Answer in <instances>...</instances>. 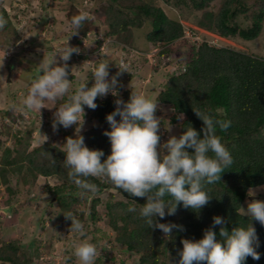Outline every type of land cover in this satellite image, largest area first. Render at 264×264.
<instances>
[{
	"label": "trees",
	"instance_id": "trees-1",
	"mask_svg": "<svg viewBox=\"0 0 264 264\" xmlns=\"http://www.w3.org/2000/svg\"><path fill=\"white\" fill-rule=\"evenodd\" d=\"M124 9H130L139 18L138 21L130 19L120 9L114 6L106 8L107 35L115 41L131 46L130 38L133 29L142 27L140 18L150 22V31L146 35L147 42H162L166 47L162 56L171 58L170 64H180L174 57L176 49L170 45L182 36V24L170 19L160 7L152 6L141 0H109ZM214 0H190L192 7L202 11L198 26L222 38L239 37L250 41L256 39L263 29L264 0H223L218 12L205 9ZM185 3V2H184ZM186 4V3H185ZM243 16L248 20L247 26L237 22V17ZM72 15H69V20ZM93 21L89 18L81 26L79 34L83 37L89 31ZM80 36V38H81ZM76 48L81 45L76 38ZM101 42H97L99 46ZM83 49V48H82ZM190 53L183 56L185 68L178 74L164 72L163 82L157 84L163 88L159 91L156 100L159 104L169 105L177 115H183L180 133L191 125L202 138L203 123L194 114L193 110L210 113L216 119L231 121L226 132L217 129L222 143L229 150L233 163L225 168L220 182L206 185L205 190L212 198L209 204L198 213L177 206L174 215H166L164 219L156 217L158 223L175 224L182 227L174 228L170 238L164 236L159 229L150 230L139 214L142 198L131 197L128 193L114 187L111 183L95 177L88 179L98 185L96 195L106 189H115L125 201L109 202L106 204L109 225L115 231L116 243L125 246L129 252L140 255L138 264H158V257L162 250L170 255L171 262L177 264L178 253L182 250V239L199 240L203 238V231L212 226V218L219 216L227 223L225 227L231 231L234 226H242L248 218L239 214V207H244L250 187L264 186V58L249 55L231 47H213L207 43L199 47L189 46ZM176 62H174V61ZM164 68L156 66L155 73ZM145 68L140 70L139 76ZM165 71V70H164ZM144 79V78H139ZM92 80V79H91ZM123 87L120 99L128 102L131 91L139 93L130 82L119 78ZM89 86V85H88ZM120 90V88H119ZM114 98L107 95L103 100L97 99L98 107L95 110L87 108L91 118L98 123L106 125L99 132L90 133L85 139V146L90 150H101L104 156L110 154V142L103 134L111 131L106 116L115 110ZM117 122L120 117L115 118ZM175 122V118L172 120ZM191 152V150H188ZM9 148L5 149L0 159L1 183L7 185L8 174H19L26 185L35 181L38 176H58L63 184L55 187L46 185L47 192L55 196L65 219L69 207L76 202L75 195L80 189L68 178V169L63 165L65 159L63 151L53 145L45 144L36 147L27 155L16 153ZM55 160L53 162L52 158ZM12 193L11 189H7ZM170 196L165 201H170ZM8 200V199H7ZM99 199L92 200L91 209L96 208ZM134 207L135 212L128 209ZM93 216V215H92ZM259 240V260L248 257L245 264H264V227L252 221ZM220 226L213 231L218 233ZM1 264H29L27 258L19 254L16 243L8 242L0 247Z\"/></svg>",
	"mask_w": 264,
	"mask_h": 264
},
{
	"label": "rangeland",
	"instance_id": "rangeland-1",
	"mask_svg": "<svg viewBox=\"0 0 264 264\" xmlns=\"http://www.w3.org/2000/svg\"><path fill=\"white\" fill-rule=\"evenodd\" d=\"M152 6L160 7L166 15L180 22L182 25L200 28L198 22L202 11L194 9L190 0H141ZM223 0H214L205 9L218 12ZM186 4H185V3ZM114 6L120 9L127 17L138 21V17L130 9H124L109 0H0V15L7 24L0 29V57L3 50L8 48V54L4 58V66L0 68V159L5 149L27 155L33 149L45 144L53 145L63 151L62 145L66 137L75 138L76 126L67 129L57 126L53 130L52 124L55 111L67 102V97L58 99L55 103L45 101L44 109L24 112L10 111L9 105H19L26 95L31 80L40 74L39 63L50 51L63 48L68 36L72 32L69 24V15L79 14L86 11L88 18L93 21L89 26L90 35L85 45L81 43V55L73 53L67 64L72 68L69 79H72V89L80 83L88 81L91 87V69L95 63H99L98 54L94 53V46L98 36L109 37L106 25V8ZM142 27L133 29L130 44L136 49L147 50L148 42L146 35L150 31V22L140 18ZM237 22L242 26L248 25L242 15L237 17ZM205 35V34H202ZM80 34L71 36L68 45L76 48V38L84 41ZM221 44L242 51L249 55L264 58V24L261 34L254 40L245 41L239 37L223 38ZM83 48V49H82ZM174 57L179 55L182 59L190 53L189 46L179 42L175 46ZM89 55L84 57L85 51ZM111 61L113 55L108 54ZM107 56V55H106ZM97 57V58H96ZM101 57V55L99 56ZM102 58V57H101ZM108 58V56H107ZM105 58V59H107ZM59 59V58H57ZM178 59V62L184 60ZM142 61V73L144 82L138 78L129 83L135 86L139 93L150 99H156L159 91L163 88L158 85L164 78V70L155 73L154 64ZM112 64V63H111ZM11 68L10 81H8V68ZM163 82V81H162ZM99 99V98H97ZM100 100V99H99ZM86 113L84 125L79 135L85 139L90 133L105 129L106 125L92 119L85 106ZM155 115L161 118L159 135L161 144L170 136L178 137L180 125L184 119L177 115L169 105L158 103ZM175 118V122L172 120ZM170 123L171 130L165 128ZM48 137L43 143L41 135ZM43 143V144H42ZM19 174H8L7 185L1 183L0 177V247L8 242H14L19 248V254L28 259L29 264H79L74 255L75 245L82 239H87L95 244L100 250V256L95 264H138L140 255L126 250L125 246L116 243L115 231L109 225L106 204L109 202L125 201L115 189H106L96 195L85 193L81 190L75 195L76 202L69 207V213L76 216L84 225L85 235L69 231L71 221L67 222L61 215V209L55 196L47 192L46 185L55 187L63 184L58 176H38L35 181L26 185ZM262 187V186H261ZM12 193H8L7 189ZM258 188V187H257ZM256 199L264 201V190L257 192ZM94 198L99 199L94 210L91 203ZM8 199V200H7ZM252 200L246 199L244 207ZM93 215V216H92ZM1 264V263H0ZM158 264H173L170 255L162 250L158 257Z\"/></svg>",
	"mask_w": 264,
	"mask_h": 264
},
{
	"label": "clouds",
	"instance_id": "clouds-1",
	"mask_svg": "<svg viewBox=\"0 0 264 264\" xmlns=\"http://www.w3.org/2000/svg\"><path fill=\"white\" fill-rule=\"evenodd\" d=\"M88 16L86 11H81L70 19L72 32L65 46L50 51L46 59L43 56L38 66L40 74L31 80L21 103L10 104L9 110L25 114L35 110L40 113L45 101L55 103L67 97V102L55 111L52 127L55 131L57 126L65 129L76 126L75 138L66 137L62 145L65 157L63 165L69 170L68 178L81 190V195L95 194L99 190L98 185L88 179L95 177L111 183L131 197L144 199L139 209L140 216L150 230L159 229L165 237L170 238L174 228L182 231V227L158 223L155 218L164 219L166 215H174L178 205L198 213L209 204L212 198L205 186L220 182L225 168L233 163L229 150L217 134V129L226 132L231 121L193 110L203 123L202 138L189 125L179 138L170 136L161 144L159 132L162 120L155 115L158 101L131 91L128 102L115 99V110L105 118L111 128V131L103 133L110 142V154L102 162L103 151L90 150L85 146L84 137L79 135L85 123L84 108L95 110L98 107L95 103L97 98L109 94L118 97V88L121 87L118 78L123 73H129L130 66L121 58L118 66H115L117 72L110 76L109 68L113 64L107 60L101 61L91 70V87L87 81L70 92L72 79H69V75L73 68L69 70L67 61L73 53L79 54L80 49L70 47L68 41L71 36L79 34ZM6 24L7 20L0 15V29ZM176 41L171 45L175 47L180 42ZM8 49H4L0 57V68L4 66ZM0 80H5V77L0 76ZM117 116L120 117L119 122L115 119ZM179 118H183L182 114ZM165 129L171 130L170 123ZM41 137L43 143L48 139L46 135ZM260 190H264V186L250 187L247 195L253 197L252 202L247 203L246 208L238 206L239 214L248 218L246 224L234 226L229 231L224 218L213 217L212 226L203 231L202 239L181 240L182 250L178 253L177 264H245L248 257L259 260V240L252 221L264 227V201L254 198ZM166 196L172 199L166 202ZM128 210L136 211L134 207ZM64 217L71 221L69 231L82 237L85 235L84 225L76 216L68 213ZM215 226H220L218 233L213 231ZM74 255L79 264H95L100 250L89 240L82 239L75 245Z\"/></svg>",
	"mask_w": 264,
	"mask_h": 264
},
{
	"label": "built area",
	"instance_id": "built-area-1",
	"mask_svg": "<svg viewBox=\"0 0 264 264\" xmlns=\"http://www.w3.org/2000/svg\"><path fill=\"white\" fill-rule=\"evenodd\" d=\"M89 35L90 32L82 37L84 41H82L81 43L83 45H85L86 39ZM97 38H98L97 42L98 41L101 42L99 46L96 43V45L93 47L95 50L94 53L98 54L97 61L101 62L107 60L108 62L112 63L113 65H110L109 68L110 76H112L115 75V73L117 72L115 66H118L120 59L123 58L130 66L129 73H123L120 75L119 78L124 79L127 82H130L132 79L140 77L139 73L140 70L142 69L141 63L143 60H148L147 62H149L151 65L154 64V66L163 67L165 72L174 75H178L185 68V63L180 62V64H178L173 60L176 64H170L171 58L168 56L166 57L161 55L162 50L166 47V45H164L162 42L149 43L147 50H139L134 48L133 46H128L119 43L111 37H103L102 35H99ZM222 40L223 39L220 36L214 33L202 31L198 28L182 25V36L176 42L180 41L187 44L188 46H195V47H199L201 44L207 43L209 46L220 48L223 47V45L221 44ZM110 53L113 55V61H111L109 58L108 54ZM79 55L81 54H78V56ZM86 55L87 56L89 55L88 50L85 51L84 57ZM100 55L102 58L99 57ZM106 55L108 56V58ZM141 80L142 82H144L145 78ZM123 87L124 86L121 85V87H119L120 90L118 88V92H119L118 97H113L110 94L109 95L112 96L114 100L120 99ZM105 97L99 99L103 100Z\"/></svg>",
	"mask_w": 264,
	"mask_h": 264
},
{
	"label": "water",
	"instance_id": "water-1",
	"mask_svg": "<svg viewBox=\"0 0 264 264\" xmlns=\"http://www.w3.org/2000/svg\"><path fill=\"white\" fill-rule=\"evenodd\" d=\"M7 71H8V73H7V75H8V81H10L11 68L9 67ZM254 198L256 199V197H254ZM247 199H248V200H252L253 197H249V196H248Z\"/></svg>",
	"mask_w": 264,
	"mask_h": 264
}]
</instances>
